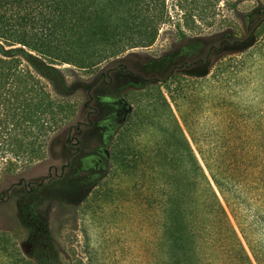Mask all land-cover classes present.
I'll return each mask as SVG.
<instances>
[{"label": "rangeland", "instance_id": "obj_1", "mask_svg": "<svg viewBox=\"0 0 264 264\" xmlns=\"http://www.w3.org/2000/svg\"><path fill=\"white\" fill-rule=\"evenodd\" d=\"M77 5L83 65H56L68 83L81 82L65 97L63 126L47 144L36 141L48 127L32 123L37 99L26 101L21 115L20 102L0 98V264H36L19 205L37 196L64 264L160 263V247L181 252L177 238L164 242V149L178 144V123L194 147L181 114L207 147L208 137L229 132L226 116L257 113L264 99V0ZM45 21L36 16L35 28ZM42 117L47 122L50 112ZM21 139L25 149L41 145L45 153L21 159L3 152L18 149Z\"/></svg>", "mask_w": 264, "mask_h": 264}, {"label": "trees", "instance_id": "obj_2", "mask_svg": "<svg viewBox=\"0 0 264 264\" xmlns=\"http://www.w3.org/2000/svg\"><path fill=\"white\" fill-rule=\"evenodd\" d=\"M78 3L0 0V98L20 102L21 115L26 112L23 104L37 99L32 123L39 128L47 123L48 127L47 131L41 128L35 140L45 138L46 144L68 115L65 97L81 85L78 81L68 83L56 67L57 63L83 65ZM36 16L45 17L46 25L36 29ZM47 57L56 62H48ZM44 80L55 85L59 97ZM248 108L245 104L244 110ZM46 111L50 112L47 122L42 117ZM226 119L229 132L208 137L213 145L205 147L181 114L194 147L177 122L178 144L174 149L167 144L163 152L159 200L164 242L170 236L177 238L181 252L171 248V254L169 247H160L162 260L153 264H264V99L257 100V113L226 116L223 122ZM9 139L17 141L18 137ZM23 143L21 139L18 149L3 152L21 159L29 155L31 159L46 151L41 145L27 150ZM13 159H7V169L16 165ZM39 203L37 196L19 205L21 220L29 230L30 255L36 264H64L47 221L37 211Z\"/></svg>", "mask_w": 264, "mask_h": 264}]
</instances>
